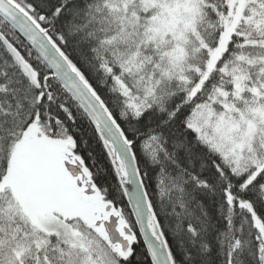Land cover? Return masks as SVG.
Segmentation results:
<instances>
[{
  "label": "snow or ice",
  "instance_id": "obj_1",
  "mask_svg": "<svg viewBox=\"0 0 264 264\" xmlns=\"http://www.w3.org/2000/svg\"><path fill=\"white\" fill-rule=\"evenodd\" d=\"M0 264H264V0H0Z\"/></svg>",
  "mask_w": 264,
  "mask_h": 264
}]
</instances>
